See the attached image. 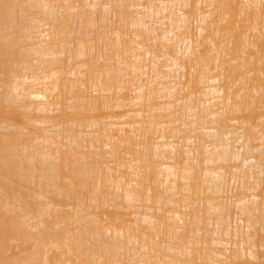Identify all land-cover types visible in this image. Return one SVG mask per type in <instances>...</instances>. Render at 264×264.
I'll list each match as a JSON object with an SVG mask.
<instances>
[{"label":"bare ground","instance_id":"obj_1","mask_svg":"<svg viewBox=\"0 0 264 264\" xmlns=\"http://www.w3.org/2000/svg\"><path fill=\"white\" fill-rule=\"evenodd\" d=\"M1 86L0 264H264V0H0Z\"/></svg>","mask_w":264,"mask_h":264},{"label":"rangeland","instance_id":"obj_2","mask_svg":"<svg viewBox=\"0 0 264 264\" xmlns=\"http://www.w3.org/2000/svg\"><path fill=\"white\" fill-rule=\"evenodd\" d=\"M74 19H75V18H74ZM75 21H77V20L75 19ZM75 21H74V22H75ZM72 22H73V21H72ZM73 25L75 26V23H74V24L72 23V26H73ZM74 26H73V27H74ZM75 27H76V26H75ZM86 29H89V27H88V28L86 27ZM1 87H2V88H0V100H3L2 102H6V103H7V101H4V99H3V96H4L5 94L3 93V90H4V89H3V86H1ZM3 94H4V95H3ZM5 97H6V96H5ZM5 97H4V98H5ZM5 99H6V98H5ZM12 105H13V104H12ZM14 105H16L15 102H14ZM96 113H97V112H96ZM7 115H8V120H9L8 122L11 121V122H14L15 124L19 123V124H17V125H19L20 128L22 127V126H20V124H23V121H22L23 119L21 120L20 115H18V112H16V113H10V114H7ZM100 120H101V119H100ZM8 122H7V123H8ZM20 122H22V123H20ZM1 123H2V122H1ZM3 123H4V122H3ZM14 123H13V124H14ZM5 124H6V122L4 123V125H5ZM0 125H1V124H0ZM6 125H7V124H6ZM40 126H41V125H40ZM79 128H81V127L78 126V129H79ZM22 129H23V128H22ZM22 129H21V130H22ZM24 129H25V128H24ZM3 131H4V129L0 128V133H2ZM26 131H27V130H26ZM24 132H25V130H24ZM114 201H115V200H114ZM115 203H118V204H119V203H125V202L122 201V200H120V199H117V200L115 201ZM17 249H18V248H17Z\"/></svg>","mask_w":264,"mask_h":264}]
</instances>
